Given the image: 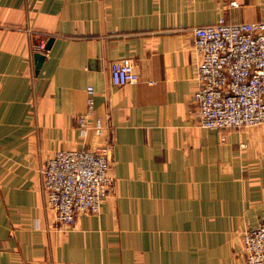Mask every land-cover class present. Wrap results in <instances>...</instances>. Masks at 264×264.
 I'll return each mask as SVG.
<instances>
[{"label":"crops","instance_id":"obj_1","mask_svg":"<svg viewBox=\"0 0 264 264\" xmlns=\"http://www.w3.org/2000/svg\"><path fill=\"white\" fill-rule=\"evenodd\" d=\"M221 19L264 21V0H0V264H245L243 234L264 221V126L205 130L192 111L193 32ZM120 60L137 84L113 85ZM89 111L110 128L115 191L68 231L39 170L95 144L77 127Z\"/></svg>","mask_w":264,"mask_h":264},{"label":"built area","instance_id":"obj_2","mask_svg":"<svg viewBox=\"0 0 264 264\" xmlns=\"http://www.w3.org/2000/svg\"><path fill=\"white\" fill-rule=\"evenodd\" d=\"M193 34L199 63L192 111L199 126L205 130H252L264 125V21L228 23L221 19ZM47 51L46 44L34 48L42 55ZM111 75L113 85L119 88L140 80L130 60L113 63ZM91 111L77 118V127L83 136L92 132L95 144L58 150L39 170L45 208L68 231L81 215L100 213L114 181L115 146L107 136L110 128L95 124ZM242 243L245 264H264V221L246 230Z\"/></svg>","mask_w":264,"mask_h":264},{"label":"rangeland","instance_id":"obj_3","mask_svg":"<svg viewBox=\"0 0 264 264\" xmlns=\"http://www.w3.org/2000/svg\"><path fill=\"white\" fill-rule=\"evenodd\" d=\"M264 125H262V126H260V127H263ZM256 129H258V128H256ZM254 130V129H253ZM115 145V144H114ZM114 167H115V160L113 159V163H112V171L114 172ZM114 191H115V178H114V181H113V185H112V188H111V190H110V195L107 197V199L108 198H110L111 196H112V194L114 193ZM264 193V192H263ZM106 199V200H107ZM240 257V256H239ZM238 257V255H236L235 254V261H233L234 263H237V264H244L243 263V261H242V259L241 258H239Z\"/></svg>","mask_w":264,"mask_h":264},{"label":"water","instance_id":"obj_4","mask_svg":"<svg viewBox=\"0 0 264 264\" xmlns=\"http://www.w3.org/2000/svg\"><path fill=\"white\" fill-rule=\"evenodd\" d=\"M50 48H51V42L48 44L47 50L49 51ZM45 59H46L45 55H42V54H37L36 55V61H37L36 71H37V73H39V71L41 70Z\"/></svg>","mask_w":264,"mask_h":264}]
</instances>
